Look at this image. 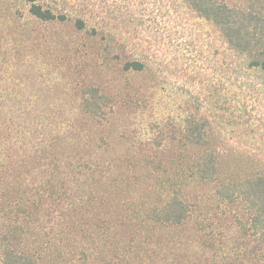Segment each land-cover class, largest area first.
<instances>
[{"label":"trees","instance_id":"trees-1","mask_svg":"<svg viewBox=\"0 0 264 264\" xmlns=\"http://www.w3.org/2000/svg\"><path fill=\"white\" fill-rule=\"evenodd\" d=\"M23 1L1 16L0 264H264V0H176L209 27L194 69ZM36 25L90 53L58 31L75 56L36 58ZM172 81L180 118L136 141L128 117Z\"/></svg>","mask_w":264,"mask_h":264},{"label":"rangeland","instance_id":"rangeland-1","mask_svg":"<svg viewBox=\"0 0 264 264\" xmlns=\"http://www.w3.org/2000/svg\"><path fill=\"white\" fill-rule=\"evenodd\" d=\"M226 1L240 4L246 0ZM42 4L52 8L56 13L66 15L72 21L77 18L83 19L87 28L91 26L106 28L109 35L123 43L128 52L144 51L150 59L157 62L166 61L173 64L177 61L191 69L205 65L206 52L202 45L205 47L210 41L209 27L206 23L193 18L185 9H181L176 0H42ZM27 10L28 5L23 0H0V49L1 16L4 17L7 30H10L14 27L10 12L22 18L23 21L28 17ZM34 29L38 33L37 37L42 41L44 51V54L39 51L35 55V57H40V60L51 61L58 55L61 58L75 56L74 50L72 53L68 52V49L63 52L62 47L55 48L53 44L43 43L47 39L51 40L54 33L58 31L60 35L61 33L64 35L65 40H76L78 46L75 48L77 51L78 49L82 51L80 56L90 53L89 49L84 47L87 42L83 39V35L76 39L73 36L72 27L36 25ZM7 32H3L4 38L7 37L5 35ZM29 56L31 59L35 58L32 54ZM60 68L61 71L67 72L65 66ZM96 76L104 81L110 79L107 74L100 73ZM180 85L181 83L172 81L169 86L165 84L156 90L150 88L146 96L147 101L141 105L137 113L128 117L127 127L130 128L136 141H142L145 144L154 140L157 134V128L154 126L155 121L172 118L178 120L180 118L183 105L176 93L179 91ZM262 111L264 113V110ZM246 162L247 164L251 163L248 160ZM247 164L243 165L249 167ZM234 167V162L229 160L225 170L231 171ZM142 192L145 191H141V194H144ZM188 232H186L187 235ZM138 264L149 263L142 261ZM157 264H163L162 259L157 260ZM165 264H173V262L168 260Z\"/></svg>","mask_w":264,"mask_h":264}]
</instances>
